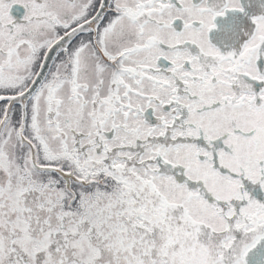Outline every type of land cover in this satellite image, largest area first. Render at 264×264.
Listing matches in <instances>:
<instances>
[{
  "label": "snow or ice",
  "instance_id": "1",
  "mask_svg": "<svg viewBox=\"0 0 264 264\" xmlns=\"http://www.w3.org/2000/svg\"><path fill=\"white\" fill-rule=\"evenodd\" d=\"M0 264H264V0H0Z\"/></svg>",
  "mask_w": 264,
  "mask_h": 264
}]
</instances>
